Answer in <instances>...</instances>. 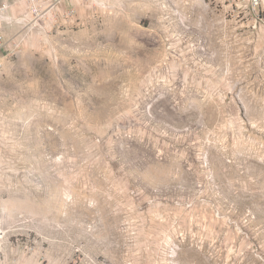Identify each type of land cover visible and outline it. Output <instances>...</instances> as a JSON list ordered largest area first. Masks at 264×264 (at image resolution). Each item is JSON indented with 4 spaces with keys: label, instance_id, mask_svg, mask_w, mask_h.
Returning <instances> with one entry per match:
<instances>
[{
    "label": "rangeland",
    "instance_id": "374dc122",
    "mask_svg": "<svg viewBox=\"0 0 264 264\" xmlns=\"http://www.w3.org/2000/svg\"><path fill=\"white\" fill-rule=\"evenodd\" d=\"M57 7L0 23V264H264V2Z\"/></svg>",
    "mask_w": 264,
    "mask_h": 264
},
{
    "label": "built area",
    "instance_id": "2783aa9c",
    "mask_svg": "<svg viewBox=\"0 0 264 264\" xmlns=\"http://www.w3.org/2000/svg\"><path fill=\"white\" fill-rule=\"evenodd\" d=\"M63 0H8L0 2V23L19 22L21 30H31L33 27H43L44 18L51 15ZM251 6L260 8L264 0H249ZM24 6L19 13L17 5ZM58 8V7H57ZM22 12H25L22 14ZM19 13V14H18ZM258 26L256 20L254 27Z\"/></svg>",
    "mask_w": 264,
    "mask_h": 264
}]
</instances>
